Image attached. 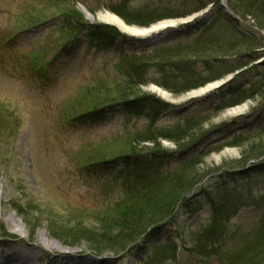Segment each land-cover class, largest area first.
<instances>
[{"label":"trees","instance_id":"1","mask_svg":"<svg viewBox=\"0 0 264 264\" xmlns=\"http://www.w3.org/2000/svg\"><path fill=\"white\" fill-rule=\"evenodd\" d=\"M76 1L33 0L21 13L14 15L11 19L15 25L0 36V64L8 66L6 54L11 53L12 74L51 84L52 68L71 51L85 47L99 54L109 52L115 58L112 76L107 72V80L97 79L83 85L75 96L64 101L61 116L64 129L67 130L66 125L72 128L101 125L115 117L127 123L143 119L145 124L91 141L76 151L74 170L81 175L104 178L105 186L118 189L121 195L110 205L78 208L80 212L87 211V214L77 213L78 219L82 218L83 224L88 218L94 226L92 229L76 225L62 231L55 227L51 230L53 236L68 240L71 246L86 242L89 251L100 256L129 252L130 246L148 231L175 219L187 197L205 179L198 166L211 151L247 145L248 151H244L241 161L223 167L231 171L222 173L221 186L212 195L204 191L210 207V220L195 234L193 243L197 254L216 256L220 264H264V213L251 241H246L241 249L235 248L227 259L216 253L223 250L227 222L253 199L247 188V191L241 189L243 183L250 181L255 172H260L263 176L259 185L264 187V162L234 171L246 167L249 161L264 158L261 141L264 117L254 125L257 137L252 140L259 139L258 145H249L251 140L239 134L232 135L223 145L211 149L208 145L200 152L195 144L197 140L185 148L182 144L191 140L192 133L208 122L209 115L194 113L177 119L175 124L159 126L163 116H179L178 108L141 90L154 84L177 97L221 80L259 59L260 39L230 17L219 0H149L151 3L147 0L135 9L129 7L132 0H122L120 8L111 5L108 9L126 25L142 28L162 20L183 18L212 4L199 24L185 27L189 36L186 42L154 44L152 46H157L150 52L144 48L137 53L130 44L126 45L133 40H127L116 28L88 22L76 9ZM226 1L239 19L253 18L258 30L264 33L262 1ZM188 4L193 9L186 10ZM39 28L42 34L37 36ZM27 36L35 37L30 40L33 45L26 50L18 49V41ZM191 55L197 56L201 64L199 70L195 59L186 60ZM170 67L172 70L168 71ZM213 97L208 100V105L214 115L256 98L263 100L264 62L255 69L240 72ZM0 117L9 125L5 131L15 126L14 122L8 121L7 112L2 108ZM161 141L173 143L175 150L164 149ZM146 144L151 147H141ZM260 200L264 204V193ZM12 209L26 224H31L26 222L30 216L26 214L29 205L23 207L15 201ZM0 232L4 235L1 225ZM161 239L153 251L144 253L150 264L176 255L173 235L167 233L158 241Z\"/></svg>","mask_w":264,"mask_h":264},{"label":"rangeland","instance_id":"2","mask_svg":"<svg viewBox=\"0 0 264 264\" xmlns=\"http://www.w3.org/2000/svg\"><path fill=\"white\" fill-rule=\"evenodd\" d=\"M146 1L132 0L129 7L138 8ZM260 1L264 3V0ZM32 2L33 0H0V36L5 35L6 31L15 25L11 18L21 13ZM121 2L122 0H77L75 7L79 12H82V7L93 10L94 13L91 14L86 9L97 22L98 14L109 13L118 17L108 8L111 5L120 8ZM185 7L186 10L193 9L189 7V4ZM206 13L196 14L194 20L203 18ZM194 14L177 20L186 19ZM240 24L260 39L262 47L257 50L260 54L259 59L241 71L255 69L264 62V33L258 30L251 17L241 20ZM41 32V28L37 29V36L41 35ZM159 33L162 39L156 43L157 45L182 43L189 39L184 26L160 29ZM32 39L35 37L21 38L18 41V49H28L33 45L30 41ZM130 39L133 38H127V40ZM147 41L146 38L139 41L133 40L126 45L130 44L132 50L137 53L144 48L150 52L157 45L152 46ZM6 55L5 61L9 62L8 66L0 64V108L7 112L8 121L14 122L15 126L5 131L9 125L0 117V225L3 227L4 235L13 237V241L7 239L3 241L0 237V242L21 249L24 255H33L37 258V264H50L53 260L63 264L65 261L76 258L75 256L92 260L89 264H150L144 253L153 251L163 240L158 241V239L169 233L175 240L176 255L174 258H166L156 264H220L216 256L206 257L197 254L193 240L196 239L195 234L199 233L198 231L210 220V207L205 192L212 195L221 186L222 173L231 171L223 167L241 161L244 151H248L247 145L239 148L224 147L219 152L211 151L198 166L199 172L205 175V179L187 197L184 207L173 221H168L149 231L137 242L138 244L130 246L129 252L118 256L105 253L98 257L100 255L96 256L89 251L86 242L80 243L79 246H71L68 240L56 238L51 233L55 227H60L62 231L68 229V226L76 225L92 229L94 226L88 218L83 224L80 220L82 218L78 219L77 213L87 214V211L80 212L78 208L84 206L90 209L100 205H110L121 195L118 189L105 186L104 178L89 174L81 175L74 170L76 151L91 141L119 134L126 128L141 127L145 124V120L127 123L115 117L101 125L81 128L66 125L67 130L64 129L61 119L64 101L75 96L83 85L95 82L97 79L107 80L110 75L112 76V64L115 58L109 52L99 54L85 47L71 51L52 68L54 73L51 84L12 74L10 72L12 56L11 53ZM187 59L190 61L195 59L196 68L199 70L201 64L197 56L191 55L186 57ZM107 72L109 76L106 75ZM150 86L156 85L142 87V92L153 95L154 93L149 90ZM208 95L211 96L210 99H207V95L195 99H187L186 93L177 97L172 95L174 99L172 105L178 108L179 116H163L158 125L169 126L175 124L177 119L200 112L201 115H209L208 122L192 133L191 140L184 141L182 144L184 148L197 140L195 144L201 152L209 146L211 149L223 145L232 135L239 134L242 138L251 140L249 145L260 143L259 139L252 140V138L257 137L255 121L264 117V99L256 98L254 101L245 102L238 106H244L242 114L227 117L225 116L227 110L217 115L213 114L208 100H212L214 95L212 92ZM10 130L12 133H9ZM261 141L264 144V136ZM161 145L164 149L175 150L173 143L161 141ZM141 147H151V144ZM226 151H232V153L229 155ZM249 165L247 163L246 167L234 169V171H240ZM262 176L260 172H255L250 181L244 182L241 186L242 190L248 189L253 199L226 224L227 235L225 244L222 245L223 250L216 252L226 259L235 248L241 249L246 241L249 239L251 241L261 224L264 204L260 197L264 193V187L259 184ZM15 201H19L23 207L29 205L30 210L26 214L30 216L26 222L31 223L30 225L26 224L12 209V203ZM32 225L35 226L34 229L31 228Z\"/></svg>","mask_w":264,"mask_h":264},{"label":"bare ground","instance_id":"3","mask_svg":"<svg viewBox=\"0 0 264 264\" xmlns=\"http://www.w3.org/2000/svg\"><path fill=\"white\" fill-rule=\"evenodd\" d=\"M194 17H195V15L188 17L186 19L161 22V23L155 24V25H153L147 29L129 27V26L125 25V23L121 19H119L118 17H116L112 14H109V13L98 14L97 15V21H99L100 23H106V24L114 25L119 29V31L128 35L129 37L144 39V38H147V37L155 34L160 29L161 30L166 29V28H173L174 29L175 27H177V25L180 21L185 20L186 22H191ZM92 19L94 20V17H92ZM218 84H219V82L207 85L206 87H204L202 89H199L193 93H190L188 96H190L191 98L203 97V96L207 95L209 92H211L212 89H215V87L218 86ZM149 90L165 101L174 102L173 97L169 93H167L166 91H164L160 88H157L155 86H151L149 88ZM243 111H244V106L236 107V108L227 110L225 113V116L232 117V116L240 115L243 113ZM226 152L229 155L232 153V151H226ZM222 154L225 155L226 153H222ZM65 257L68 258L69 256H65ZM75 257L76 258H73L71 261H65L63 264H89V263H92V260L85 259V258L84 259L79 258L77 256H75ZM3 258H4V260H3ZM13 261H18V263H15V264H19V262H20V264H37V258H35L33 255H24V254H22L21 249H18L12 245L4 244V243L0 242V264L13 263ZM50 264H62V263L58 260H55V261L53 260V261H51Z\"/></svg>","mask_w":264,"mask_h":264},{"label":"water","instance_id":"4","mask_svg":"<svg viewBox=\"0 0 264 264\" xmlns=\"http://www.w3.org/2000/svg\"><path fill=\"white\" fill-rule=\"evenodd\" d=\"M221 6L226 10V11H228V13L230 14V15H233V13L228 9V7H227V4H226V0H221ZM81 11H82V13L85 15V17L87 18V19H90V15L87 13V11L85 10V9H81ZM107 25H111V24H107ZM111 26H114V25H111ZM114 27H116V26H114ZM117 28V27H116ZM118 29V28H117ZM119 30V29H118ZM161 39V35H155V36H153V37H151V38H149V41H150V43H151V45H153V44H155V43H157L159 40Z\"/></svg>","mask_w":264,"mask_h":264}]
</instances>
